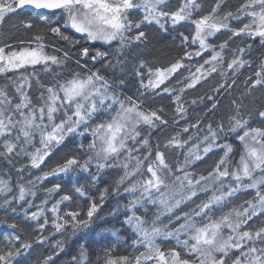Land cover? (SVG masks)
Listing matches in <instances>:
<instances>
[{"label":"snow or ice","instance_id":"obj_1","mask_svg":"<svg viewBox=\"0 0 264 264\" xmlns=\"http://www.w3.org/2000/svg\"><path fill=\"white\" fill-rule=\"evenodd\" d=\"M153 29L177 33L167 65L131 55ZM218 34L227 38L213 43ZM259 50L264 0H0V264H26L37 245H48L38 264H55L81 240L69 264H94L93 233L109 241L95 264H264ZM246 68L244 92L205 124ZM155 97L168 110L147 103ZM190 107L203 116L192 122ZM68 141L74 150L49 165ZM73 175L36 203L49 178Z\"/></svg>","mask_w":264,"mask_h":264},{"label":"trees","instance_id":"obj_2","mask_svg":"<svg viewBox=\"0 0 264 264\" xmlns=\"http://www.w3.org/2000/svg\"><path fill=\"white\" fill-rule=\"evenodd\" d=\"M233 1L232 4H236L237 0H231ZM211 2L212 0H204L205 6L206 8H210L211 6ZM11 22H9L8 24L3 26V30L4 31H11L14 34V30L11 29L10 27ZM183 31L187 34V27H182V28H178L177 32ZM177 33H171L169 35H164L162 33L158 34L154 29L149 31V42L147 44L146 47H142L139 49H134L133 52L131 53V55L136 56V55H141L143 58L148 59L150 62H154L159 64H163V65H167V63L169 62V60H171L172 58L177 56V53L179 51V49L176 47V45L179 44V41H175V43L173 42V37L176 35ZM154 38H157L158 40L156 41H152ZM226 35L223 34H218V36L216 38H212V42L213 43H220L222 42L224 39H226ZM236 44H239V40L236 41ZM95 47H100L99 44L95 45ZM103 50V49H102ZM94 51V48H93ZM264 53V50H259L256 52H253V58H256L258 54L260 53ZM89 64H91V62L89 61ZM72 67L75 68V64H72ZM96 68H101L100 64L96 65ZM243 71V70H242ZM184 75L187 74V72L185 71L183 73ZM251 74V70L250 69H246L244 72H242V74L239 76L238 79H236V83H235V88L232 90L231 95H224L223 97L220 98V106H219V110L217 111V113L215 115H208V119L204 121L205 124H207L210 120H219L220 117L227 111H229L230 109V105H231V100L233 98H239L241 96V93L244 92L245 90V85H244V81L246 79L247 76H249ZM131 78V77H129ZM219 82V79H215L212 80L210 82L211 84H215ZM173 84H175V81L172 82ZM135 89V85H132V90L134 91ZM208 88H205L202 92L207 91ZM202 92H200L199 88L197 90L194 91H189L187 96L185 97L186 101H190L192 98L200 95ZM262 93L260 90L255 91L253 94H251L250 96H248V99L245 101V104L247 105H251L252 108H255L257 106V102L260 100ZM148 104H151V106L153 107H159L161 105L165 106L166 110H168V106L170 104V99L165 97V98H160V97H155V98H150L149 101L147 102ZM199 109H197L196 111H193L192 108H189V113L190 116L192 118V122H195V119L198 117H202L203 116V111H201L200 113L196 114L194 116V113L197 112ZM253 126H256V123H253ZM74 143L72 141H68L67 144L62 147L55 156L52 157V159L48 162L49 165H53L56 160L60 159L63 155H65L66 153L69 152V150H74ZM239 157V149L236 150L235 152V158L238 159ZM214 159H218V156H212L209 157L204 163L200 164V168H207L209 167ZM3 164H0V167H3ZM35 171V170H33ZM39 174V173H36ZM105 179H108L107 177H105ZM75 182V176H70V177H62L60 179H56V178H49L48 181H46L43 185V187H38L37 189V197H36V203L39 204L40 200L44 198V191L43 188L46 187H51V185L53 183L59 182L62 185H64L65 190L69 187H71V183H69V181ZM87 181L85 180L84 176L81 175L80 179H79V183L80 184H85ZM101 187H103V185H101ZM58 198V197H56ZM246 197L241 196L240 200L236 201L235 203L238 205L239 203H241ZM114 206V205H113ZM149 208L151 209L149 212V215H151L152 212L155 211L154 208H151V206H149ZM107 210V209H106ZM143 211V210H141ZM3 216V213L0 212V217ZM17 223L20 225V228L18 231H20V233L25 236V238H27L28 233H30L32 231V228L29 226V224L25 223L22 219L17 220ZM115 223V227L119 228V222H114ZM3 229H0V232H2ZM10 231V230H9ZM47 234V233H46ZM60 237L57 236L54 239H59ZM125 238V234L121 235V239ZM54 239L51 242H54ZM111 239V238H110ZM95 241H99V243H95ZM109 241H105V240H101L99 236H97L95 233H93L90 237H89V247L90 249L93 250V262L95 264V253H98L101 248L107 244ZM80 243H84L83 240L79 241V242H74V241H69L68 245L66 246L64 252L60 253V255L58 257L55 258V264H69L71 256L76 255L78 248H79V244ZM174 243V242H173ZM47 249H48V245H44V246H34L33 251L31 253V255L29 256L26 264H38V261L42 258L43 255L47 254Z\"/></svg>","mask_w":264,"mask_h":264},{"label":"rangeland","instance_id":"obj_3","mask_svg":"<svg viewBox=\"0 0 264 264\" xmlns=\"http://www.w3.org/2000/svg\"><path fill=\"white\" fill-rule=\"evenodd\" d=\"M156 40H158L157 38H154L152 41H156ZM262 53V52H261ZM260 53V54H261ZM259 55V54H258ZM257 55V56H258ZM211 82V81H210ZM210 82L209 83H207L205 86H203L202 88H199V90H200V92H202L205 88H209L210 87ZM201 112V109H199L197 112H195L194 113V116L196 115V114H198V113H200Z\"/></svg>","mask_w":264,"mask_h":264}]
</instances>
